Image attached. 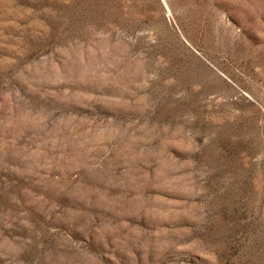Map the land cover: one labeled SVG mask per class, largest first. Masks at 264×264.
<instances>
[{
  "label": "rangeland",
  "instance_id": "374dc122",
  "mask_svg": "<svg viewBox=\"0 0 264 264\" xmlns=\"http://www.w3.org/2000/svg\"><path fill=\"white\" fill-rule=\"evenodd\" d=\"M0 264H264V0H0Z\"/></svg>",
  "mask_w": 264,
  "mask_h": 264
}]
</instances>
